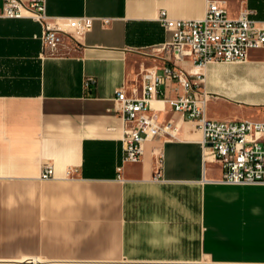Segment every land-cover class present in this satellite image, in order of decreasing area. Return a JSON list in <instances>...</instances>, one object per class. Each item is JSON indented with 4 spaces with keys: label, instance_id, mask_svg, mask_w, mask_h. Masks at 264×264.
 Masks as SVG:
<instances>
[{
    "label": "crops",
    "instance_id": "obj_1",
    "mask_svg": "<svg viewBox=\"0 0 264 264\" xmlns=\"http://www.w3.org/2000/svg\"><path fill=\"white\" fill-rule=\"evenodd\" d=\"M0 0V263L264 264V183L220 180L197 122L153 100L158 132L137 162L116 166L126 126L117 89L140 96L144 72L168 63L159 11L199 19L206 0H44L49 22L85 17L58 52L41 25L2 16ZM264 20V0H224ZM203 116L264 120V48L199 69ZM184 89L165 86L172 98ZM50 165L51 178H41ZM67 173V171H69ZM16 260V261H15ZM206 261V262H205Z\"/></svg>",
    "mask_w": 264,
    "mask_h": 264
},
{
    "label": "built area",
    "instance_id": "obj_2",
    "mask_svg": "<svg viewBox=\"0 0 264 264\" xmlns=\"http://www.w3.org/2000/svg\"><path fill=\"white\" fill-rule=\"evenodd\" d=\"M4 17H30L41 25L40 41L43 52L56 54L67 31L81 29L85 17L60 18L48 21L44 0H4ZM158 21L170 39L160 43L157 49L168 63L160 69L151 67L143 74L144 86L140 96L127 95L117 89L115 99L126 126L121 137V154L117 163L137 162L142 155L145 139L158 132L157 114L150 108L153 100L168 102L175 112L185 119L197 122L203 134V150L221 167L222 182L234 184L264 183V120H214L203 116L204 98L197 97L199 85L190 78L184 68H176L175 61L185 57L196 67L197 73L212 62H240L251 49L264 48V20L250 16L243 10L236 18L228 15L224 0H206L205 13L199 19H175L161 9ZM176 83L183 93L172 98L165 96V86ZM67 171V173H69ZM41 178L53 177L50 165H44Z\"/></svg>",
    "mask_w": 264,
    "mask_h": 264
},
{
    "label": "rangeland",
    "instance_id": "obj_3",
    "mask_svg": "<svg viewBox=\"0 0 264 264\" xmlns=\"http://www.w3.org/2000/svg\"><path fill=\"white\" fill-rule=\"evenodd\" d=\"M26 260H30V259H26ZM0 264H30L29 262H25V263H23V262H4V263H0ZM36 264H45V263H43V262H40V261H36Z\"/></svg>",
    "mask_w": 264,
    "mask_h": 264
},
{
    "label": "bare ground",
    "instance_id": "obj_4",
    "mask_svg": "<svg viewBox=\"0 0 264 264\" xmlns=\"http://www.w3.org/2000/svg\"><path fill=\"white\" fill-rule=\"evenodd\" d=\"M16 261V260H15ZM36 261H38L37 259L33 258V259H30V260H19L17 262H23V263H27L29 262L30 264H36ZM206 262V261H205Z\"/></svg>",
    "mask_w": 264,
    "mask_h": 264
},
{
    "label": "water",
    "instance_id": "obj_5",
    "mask_svg": "<svg viewBox=\"0 0 264 264\" xmlns=\"http://www.w3.org/2000/svg\"><path fill=\"white\" fill-rule=\"evenodd\" d=\"M75 264H92L90 262H76ZM96 264H107V263H96Z\"/></svg>",
    "mask_w": 264,
    "mask_h": 264
}]
</instances>
